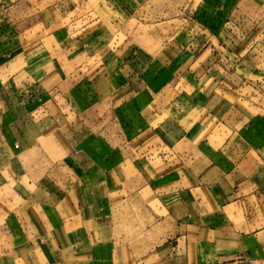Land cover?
I'll use <instances>...</instances> for the list:
<instances>
[{"label":"crops","instance_id":"0c3cea01","mask_svg":"<svg viewBox=\"0 0 264 264\" xmlns=\"http://www.w3.org/2000/svg\"><path fill=\"white\" fill-rule=\"evenodd\" d=\"M9 3L0 264H264V0H198L154 51L27 43Z\"/></svg>","mask_w":264,"mask_h":264},{"label":"rangeland","instance_id":"374dc122","mask_svg":"<svg viewBox=\"0 0 264 264\" xmlns=\"http://www.w3.org/2000/svg\"><path fill=\"white\" fill-rule=\"evenodd\" d=\"M12 3L13 0H5ZM30 13L41 12L46 19L31 25L23 34L27 43L39 39L47 48L56 41L54 32L76 36L86 27L100 25L106 33L102 42L132 41L151 51L173 35L184 23L183 13L198 0H27ZM9 3V4H10ZM50 17V19H49ZM51 21V28L45 27ZM46 28V29H44ZM64 33V34H63Z\"/></svg>","mask_w":264,"mask_h":264}]
</instances>
